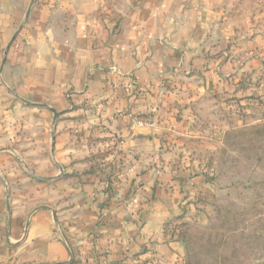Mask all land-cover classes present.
<instances>
[{"label":"crops","instance_id":"1","mask_svg":"<svg viewBox=\"0 0 264 264\" xmlns=\"http://www.w3.org/2000/svg\"><path fill=\"white\" fill-rule=\"evenodd\" d=\"M263 73L264 0H0V264H178L196 126Z\"/></svg>","mask_w":264,"mask_h":264},{"label":"rangeland","instance_id":"2","mask_svg":"<svg viewBox=\"0 0 264 264\" xmlns=\"http://www.w3.org/2000/svg\"><path fill=\"white\" fill-rule=\"evenodd\" d=\"M249 78H239L238 88L243 89L245 79L247 88L256 89L252 95L240 97L220 91L211 100L219 103L211 122L196 126L200 140L216 146L199 148L190 156L207 175L206 186L192 200L194 205L184 206L176 217L185 236L186 263L264 264V73L251 81ZM220 127L222 133L213 142L211 133ZM107 150L102 146L96 153L92 164L97 167L96 174L107 163L100 158ZM42 161L40 156L36 158L38 169L46 168L39 164ZM27 172L19 174L27 180L20 190L29 194L32 190L26 176L34 171L27 168Z\"/></svg>","mask_w":264,"mask_h":264},{"label":"trees","instance_id":"3","mask_svg":"<svg viewBox=\"0 0 264 264\" xmlns=\"http://www.w3.org/2000/svg\"><path fill=\"white\" fill-rule=\"evenodd\" d=\"M146 119H149V118H146ZM114 147H113V145L111 144L110 145V148L107 150V152H105L104 154H102L101 156H100V158H102V161H106V158L109 156V155H111V154H113L114 153ZM95 156L96 155H94L93 157H92V160L95 162V160H96V158H95ZM104 168H102V169H99V171L103 174L104 173V169L106 168V167H110V169H111V164H108V162L105 164L104 163ZM97 167H96V165H94V166H92V169L90 170V172L91 173H93V175H95V176H97V177H102L100 174H96V172H95V169H96ZM97 170V169H96ZM207 174H205L204 176H206ZM103 178V177H102ZM108 191H109V189H111V187H110V185L108 186ZM176 220H177V218H175ZM175 220V221H176ZM165 234H166V237H168V238H170V239H172V240H179L181 243H186L185 242V239H184V234H183V230L180 228V225H178V224H172L171 222L170 223H167L166 224V230H165ZM178 264H190V262H187L186 263V259L183 257L181 260L180 259H177V261H176Z\"/></svg>","mask_w":264,"mask_h":264},{"label":"water","instance_id":"4","mask_svg":"<svg viewBox=\"0 0 264 264\" xmlns=\"http://www.w3.org/2000/svg\"><path fill=\"white\" fill-rule=\"evenodd\" d=\"M29 11H30V9L27 11V14H26V16H28L29 15ZM36 178H39V179H44L45 177H42V176H40V175H38V174H33ZM7 204H8V208H10V201H9V194L7 195Z\"/></svg>","mask_w":264,"mask_h":264},{"label":"built area","instance_id":"5","mask_svg":"<svg viewBox=\"0 0 264 264\" xmlns=\"http://www.w3.org/2000/svg\"><path fill=\"white\" fill-rule=\"evenodd\" d=\"M138 123H139L140 125H142V124H144L145 122H144V120H140ZM154 262H155V263H159V260H158V259H155Z\"/></svg>","mask_w":264,"mask_h":264}]
</instances>
